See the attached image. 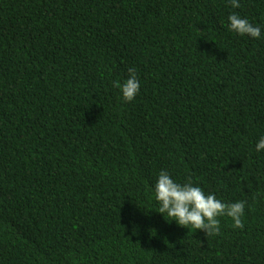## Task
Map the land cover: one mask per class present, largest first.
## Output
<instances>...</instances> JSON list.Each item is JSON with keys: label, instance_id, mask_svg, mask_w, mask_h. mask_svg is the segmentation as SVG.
Wrapping results in <instances>:
<instances>
[{"label": "trees", "instance_id": "trees-1", "mask_svg": "<svg viewBox=\"0 0 264 264\" xmlns=\"http://www.w3.org/2000/svg\"><path fill=\"white\" fill-rule=\"evenodd\" d=\"M239 4L0 0V264H264V0ZM162 170L243 227L166 221Z\"/></svg>", "mask_w": 264, "mask_h": 264}, {"label": "clouds", "instance_id": "clouds-1", "mask_svg": "<svg viewBox=\"0 0 264 264\" xmlns=\"http://www.w3.org/2000/svg\"><path fill=\"white\" fill-rule=\"evenodd\" d=\"M232 8H239V0H229ZM228 30L241 37L253 40L261 38L262 27L254 25L248 19L236 13L228 17ZM122 102H132L140 90V82L135 68L128 70V77L122 83L116 82ZM255 150L264 151V136L258 138ZM155 201V211L166 221L175 222L181 228L202 230L206 236L219 232L220 217H228L234 228H242V217L245 214V201L225 203L214 194L194 185L191 181L177 183L167 171H160L151 188Z\"/></svg>", "mask_w": 264, "mask_h": 264}]
</instances>
